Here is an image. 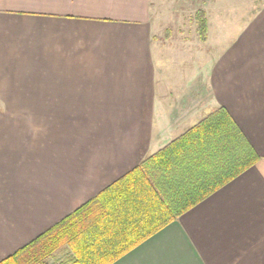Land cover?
Listing matches in <instances>:
<instances>
[{
    "label": "crops",
    "instance_id": "1",
    "mask_svg": "<svg viewBox=\"0 0 264 264\" xmlns=\"http://www.w3.org/2000/svg\"><path fill=\"white\" fill-rule=\"evenodd\" d=\"M160 1L0 0V261L223 107L256 161L109 264H264V1L194 61Z\"/></svg>",
    "mask_w": 264,
    "mask_h": 264
},
{
    "label": "trees",
    "instance_id": "2",
    "mask_svg": "<svg viewBox=\"0 0 264 264\" xmlns=\"http://www.w3.org/2000/svg\"><path fill=\"white\" fill-rule=\"evenodd\" d=\"M195 22L204 40L203 9ZM188 138L191 148H179ZM256 159L230 115L218 107L0 264H53L47 259L61 247L69 253L55 264H109Z\"/></svg>",
    "mask_w": 264,
    "mask_h": 264
},
{
    "label": "rangeland",
    "instance_id": "3",
    "mask_svg": "<svg viewBox=\"0 0 264 264\" xmlns=\"http://www.w3.org/2000/svg\"><path fill=\"white\" fill-rule=\"evenodd\" d=\"M262 1L264 0H161L156 4V9L152 10L151 21L154 24V35L163 39L167 38L170 40L169 44L173 46V48L171 46L172 49L183 51L178 52L180 56L185 55L187 60L194 61L196 60V55L199 57L203 49L212 48L211 44L216 43L213 42L214 38L217 39L218 34L224 30L222 26L217 24L216 18L218 16L223 17L229 15L231 17L244 18L254 3L257 4ZM234 5H237V7H239L238 5H245L247 8L243 11L239 9L236 13H233L234 15L229 14L231 11L228 8ZM199 9L207 10L212 16L213 24H210V30H208L207 24L206 31V37L208 31L213 36V41L210 40L209 44L203 42L206 38L202 40L198 35L195 14ZM232 28L231 26L225 27L226 33H230ZM201 60L202 58L198 63ZM1 109H4L1 113L4 111V113L16 112V108L13 107H1ZM68 253V248L63 247L48 258L47 262L53 264L58 263Z\"/></svg>",
    "mask_w": 264,
    "mask_h": 264
}]
</instances>
